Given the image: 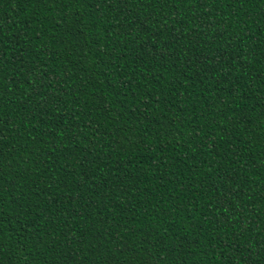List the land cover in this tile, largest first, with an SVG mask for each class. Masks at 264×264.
Instances as JSON below:
<instances>
[{"label": "trees", "instance_id": "16d2710c", "mask_svg": "<svg viewBox=\"0 0 264 264\" xmlns=\"http://www.w3.org/2000/svg\"><path fill=\"white\" fill-rule=\"evenodd\" d=\"M264 264V0H0V264Z\"/></svg>", "mask_w": 264, "mask_h": 264}, {"label": "snow or ice", "instance_id": "6c2138e0", "mask_svg": "<svg viewBox=\"0 0 264 264\" xmlns=\"http://www.w3.org/2000/svg\"><path fill=\"white\" fill-rule=\"evenodd\" d=\"M152 264H155V262L153 261Z\"/></svg>", "mask_w": 264, "mask_h": 264}]
</instances>
